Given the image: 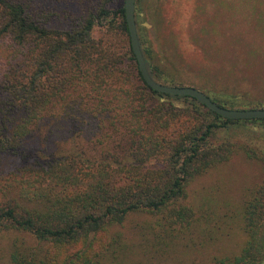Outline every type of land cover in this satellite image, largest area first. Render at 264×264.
<instances>
[{"label":"trees","instance_id":"16d2710c","mask_svg":"<svg viewBox=\"0 0 264 264\" xmlns=\"http://www.w3.org/2000/svg\"><path fill=\"white\" fill-rule=\"evenodd\" d=\"M51 2L0 0V232L18 235L10 261L122 264L128 247L115 228L146 213L155 221L140 254L181 264L223 233L210 225L214 212L189 203V185L240 149L220 138L225 131L264 119L225 118L194 97L152 89L132 47L125 0H99L82 12L80 0ZM141 2L135 20L147 68L175 86L144 36ZM207 94L224 107H248L232 94ZM49 116L88 128L101 153L13 162ZM240 222L239 251L215 255L213 264H264V178L249 192Z\"/></svg>","mask_w":264,"mask_h":264},{"label":"rangeland","instance_id":"374dc122","mask_svg":"<svg viewBox=\"0 0 264 264\" xmlns=\"http://www.w3.org/2000/svg\"><path fill=\"white\" fill-rule=\"evenodd\" d=\"M80 1L83 8H78L79 12L99 3ZM36 2L40 7L52 4L51 0ZM140 6L144 36L172 72L175 86L232 94L248 104L235 106L239 109L264 108V0H142ZM174 99L176 104L188 105L184 99ZM76 125L72 120L49 116L11 159L19 164L45 162L71 151L97 157L101 150L95 147L92 132L86 127L80 132ZM225 136L240 149L228 163L210 169L188 187L189 203L195 209L214 212L210 225L221 227L223 233L217 241L187 252L181 264H213V256L236 253L243 243L241 209L249 192L264 178L260 159L264 157V122L234 124L220 138ZM154 221L149 214L132 213L115 228L128 247L122 264H154L140 254L146 238L151 237ZM17 236L0 232V264H12L10 251Z\"/></svg>","mask_w":264,"mask_h":264},{"label":"water","instance_id":"95a60500","mask_svg":"<svg viewBox=\"0 0 264 264\" xmlns=\"http://www.w3.org/2000/svg\"><path fill=\"white\" fill-rule=\"evenodd\" d=\"M136 0H125V13L131 34V42L136 58L139 62L141 73L147 84L154 90L173 95H186L196 98L199 102L207 106L219 115L236 120L264 119V108H229L224 107L212 100L204 91L193 86H171L156 81L150 74L145 56L139 41L136 20H135Z\"/></svg>","mask_w":264,"mask_h":264}]
</instances>
